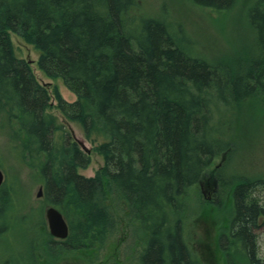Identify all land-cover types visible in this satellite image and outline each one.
I'll use <instances>...</instances> for the list:
<instances>
[{
	"label": "trees",
	"instance_id": "trees-1",
	"mask_svg": "<svg viewBox=\"0 0 264 264\" xmlns=\"http://www.w3.org/2000/svg\"><path fill=\"white\" fill-rule=\"evenodd\" d=\"M191 1L218 13L236 3ZM138 3L0 0V137L23 134L30 149L48 156L40 164L44 195L71 229L68 239L52 241L50 250L103 245L115 229L107 205L113 191L144 230L139 264H202L186 240L182 198L227 146L224 109L264 95V0L249 16L257 57L233 69L189 54L195 42L182 26L174 30L135 13ZM11 32L40 50V69L63 79L77 96L73 103L59 96L61 112L80 123L87 136L98 130L109 138L99 148L105 166L97 177L77 172L91 164V157L67 132L68 159L56 169L50 156L58 128L47 116L50 96L29 64L15 56ZM25 145L18 144L22 157ZM256 186L264 187V180L241 182L234 190L235 212L220 237L227 264H264L257 233L264 205Z\"/></svg>",
	"mask_w": 264,
	"mask_h": 264
},
{
	"label": "rangeland",
	"instance_id": "rangeland-1",
	"mask_svg": "<svg viewBox=\"0 0 264 264\" xmlns=\"http://www.w3.org/2000/svg\"><path fill=\"white\" fill-rule=\"evenodd\" d=\"M257 2L236 0L231 10L218 13L197 6L191 0H139L134 12L162 20L174 30L177 24L181 25L195 42L186 50L189 54L233 69V66H242L243 62L257 57L255 31L249 18ZM10 34L15 56L29 64L36 80L49 93L47 116L58 128L50 156L56 169L68 159L64 148L67 132L80 150L91 157V164L85 169L78 168L77 172L85 177H97L105 166V157L99 148L109 138L98 130L87 136L80 123L61 112L58 97L73 103L77 96L63 79L49 77L40 69V50L20 35ZM257 96L261 98L249 105L241 101L224 109L229 117L223 135L227 146L222 147L203 179L182 198L187 215L184 219L186 240L202 264H227L220 237L228 231L235 212L234 190L241 182L264 180V95ZM22 137L23 134L20 139L0 137V168L6 176L0 189V264H139L144 230L136 218L127 216V205L113 191H110L107 205L115 229L103 245L96 243L92 248L71 252L62 248L50 250L52 241L59 243L62 240L49 232L46 211L51 205L45 195L38 197L44 187L40 164L46 163L48 156L37 153L32 146L30 149L31 144L28 146L29 142ZM19 143H26L25 148H28L23 157L18 152H21ZM255 188L263 206L264 187ZM5 194L9 195L7 202L3 199ZM259 223L257 233L264 258V217Z\"/></svg>",
	"mask_w": 264,
	"mask_h": 264
},
{
	"label": "water",
	"instance_id": "water-1",
	"mask_svg": "<svg viewBox=\"0 0 264 264\" xmlns=\"http://www.w3.org/2000/svg\"><path fill=\"white\" fill-rule=\"evenodd\" d=\"M5 179V173L0 169V188L4 184ZM43 194V188H41L38 197H42ZM46 218L52 236L61 240L68 238L70 233L69 224L60 210L53 206L48 208L46 211Z\"/></svg>",
	"mask_w": 264,
	"mask_h": 264
},
{
	"label": "bare ground",
	"instance_id": "bare-ground-1",
	"mask_svg": "<svg viewBox=\"0 0 264 264\" xmlns=\"http://www.w3.org/2000/svg\"><path fill=\"white\" fill-rule=\"evenodd\" d=\"M1 169V168H0ZM4 185V184H3ZM3 185H2V187H3Z\"/></svg>",
	"mask_w": 264,
	"mask_h": 264
}]
</instances>
